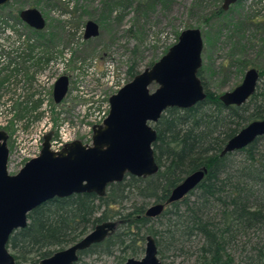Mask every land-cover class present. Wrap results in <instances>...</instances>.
Listing matches in <instances>:
<instances>
[{
  "label": "trees",
  "instance_id": "trees-1",
  "mask_svg": "<svg viewBox=\"0 0 264 264\" xmlns=\"http://www.w3.org/2000/svg\"><path fill=\"white\" fill-rule=\"evenodd\" d=\"M155 1L167 6L172 0H151L148 4ZM206 1L194 0L192 8L202 7ZM242 1L226 10L220 5L205 17V22L211 19L216 22L204 31L207 44L223 29H230L231 39L234 35H245L253 27L262 35L264 46V19L254 22L250 18L229 17ZM113 4L121 8L125 5L124 0ZM21 10L18 8L14 18L9 19L21 23ZM30 36H34L33 47H37L41 41L51 42L55 34L46 35L43 29L31 28ZM135 51L133 48V55ZM53 57V52L50 56L42 52L35 61L45 63ZM233 57L230 53L231 60L221 65L223 71L230 72L236 63L240 68L246 66L243 59ZM206 69L203 65L198 70L206 97L188 108L168 107L153 123L156 139L152 146L158 171L147 177L127 174L121 182L109 184L103 196L74 193L36 206L27 214V225L9 237L7 247L16 264H36L109 219L117 220L116 228L103 241L80 251L74 264L93 255H114L118 263H123L144 252L147 234L155 238L161 261L170 255L190 254L196 257L197 264H264V136L240 150L220 155L229 138L250 121L264 118V68L256 66L259 71L256 91L239 106H226L219 100L220 93L212 91L205 80ZM139 72L138 62L131 58L129 78ZM203 167L207 172L187 195L167 204L155 217L145 214L151 200L166 202L173 187Z\"/></svg>",
  "mask_w": 264,
  "mask_h": 264
},
{
  "label": "water",
  "instance_id": "water-1",
  "mask_svg": "<svg viewBox=\"0 0 264 264\" xmlns=\"http://www.w3.org/2000/svg\"><path fill=\"white\" fill-rule=\"evenodd\" d=\"M11 0H0V6ZM238 0H223L228 9ZM20 19L35 30L45 27L41 12L30 7L20 11ZM99 35V25L87 20L85 40ZM203 37L199 28H187L178 40L151 66L144 68L117 92L109 96V112L103 124L93 127L92 143L79 139L68 142L59 151L50 148L52 131L44 136L40 154L25 162L15 174L8 173V134L0 128V264H16L7 247L10 235L27 225V214L54 197L93 192L103 196L107 186L121 182L127 174L147 177L158 171L153 142L155 123L168 107L188 108L206 97L198 70L202 66ZM259 71L248 68L239 84L219 95L226 106L241 105L256 91ZM158 86L151 91L150 86ZM67 75L57 78L53 100L60 103L68 91ZM264 136V118L247 123L229 138L220 151L223 156L240 150ZM207 168L188 174L172 188L166 202H153L146 210L149 217L159 215L167 204L182 199L203 179ZM117 226L109 219L96 224L87 234L69 246L58 249L36 264H74L79 252L103 241ZM122 264H163L157 254L155 238L145 236L144 254L129 257Z\"/></svg>",
  "mask_w": 264,
  "mask_h": 264
},
{
  "label": "rangeland",
  "instance_id": "rangeland-1",
  "mask_svg": "<svg viewBox=\"0 0 264 264\" xmlns=\"http://www.w3.org/2000/svg\"><path fill=\"white\" fill-rule=\"evenodd\" d=\"M34 1L11 0L7 6L0 7V20L14 18L18 8L22 10L37 8L45 18L43 28L45 34L54 32L55 37L51 42L41 41V44L33 48L35 58L37 60V56L42 52L49 56L50 52H53L57 60L64 58L67 66L66 75L72 74L81 65L85 66L84 70H89L88 61L96 59L97 63L93 71L88 73L90 78L100 83L109 72H112L116 81L124 79L128 82L131 80L127 73L131 58L138 62L142 71L150 63L159 60L173 45L176 34L179 35L187 28H199L202 33V66H207L204 77L212 91L221 94L232 89L241 82L245 71L250 67L264 68V46L260 40L262 35L256 33L253 27L249 28L245 35L241 37L234 35L231 39L228 37L230 29H223L207 44L204 31L211 25H216V22L214 19L205 22L204 19L222 5L223 0H207L200 8H192L194 0H172L167 6L159 1H155L152 5L148 4L151 0H124L125 5L122 8L114 6L113 2L117 0H49L40 4H35ZM253 1L243 0L236 12L229 17L250 18L254 22L264 19V0L258 4ZM119 13L120 15L117 16ZM87 20H94L99 25V35L88 42H86L88 39L85 40L83 37ZM18 26V32L25 35L23 43H26V39L31 35V28L22 21ZM133 48L136 49L134 55ZM230 53L234 55L235 60L243 59L246 66L240 68L241 65L236 63L230 68V72L223 71L221 65L228 63ZM44 64L43 61L39 64L35 61L32 67L35 71H40ZM4 75L6 73L0 70V80ZM157 86L152 84L151 91ZM102 91L109 93L107 87H102ZM81 100L66 96L60 103H55L51 95L50 117L54 124H57L61 118L69 119L70 122L83 121L84 118L79 117L81 112L78 109ZM27 112H24L23 108L20 109L21 114ZM8 133H11V130H8ZM7 143L9 147L12 146L10 138ZM8 172L12 174L10 170ZM152 203L153 200L149 205ZM143 254L144 252L134 258H140ZM117 260L114 255H93L84 256L78 264H122ZM161 262L197 264L196 257L190 254L170 255Z\"/></svg>",
  "mask_w": 264,
  "mask_h": 264
},
{
  "label": "built area",
  "instance_id": "built-area-1",
  "mask_svg": "<svg viewBox=\"0 0 264 264\" xmlns=\"http://www.w3.org/2000/svg\"><path fill=\"white\" fill-rule=\"evenodd\" d=\"M8 20L7 23L0 22V70L6 73L0 80V128L11 130L8 170L14 174L25 162L40 154L44 136L48 132H53L50 147L54 151H59L77 137L83 143L91 144L93 127L103 124L108 115L109 96L126 81H116L109 72L111 74L108 73L98 83L89 77L97 61L89 60V70H84L85 66L81 65L72 74H67L69 89L66 96L82 99L78 109L83 121L70 122L61 118L54 124L49 102L55 81L66 74L64 58L57 60V57H53L45 62L40 71H35L32 67L36 59L34 38L28 36L26 43H23L25 35L18 32L20 23ZM102 87H107L109 93H104ZM22 108L28 112L21 114Z\"/></svg>",
  "mask_w": 264,
  "mask_h": 264
}]
</instances>
